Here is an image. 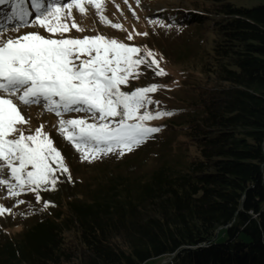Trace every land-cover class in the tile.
I'll return each mask as SVG.
<instances>
[{"label":"trees","instance_id":"trees-1","mask_svg":"<svg viewBox=\"0 0 264 264\" xmlns=\"http://www.w3.org/2000/svg\"><path fill=\"white\" fill-rule=\"evenodd\" d=\"M199 10L214 36L191 59V96L162 124L186 137L176 153L145 169L143 143L125 158L137 162L35 205L0 241V264H143L176 251L168 264H264V2Z\"/></svg>","mask_w":264,"mask_h":264},{"label":"snow or ice","instance_id":"snow-or-ice-1","mask_svg":"<svg viewBox=\"0 0 264 264\" xmlns=\"http://www.w3.org/2000/svg\"><path fill=\"white\" fill-rule=\"evenodd\" d=\"M85 4L94 5L98 12L102 7L100 0H0L4 6L0 17L7 23L19 22L11 30L0 24V177H4L0 185L6 186L10 196L38 193L49 184L54 187L57 169L53 162L68 172L43 126L34 134H25L29 121L21 106L43 103L57 116L85 113L86 118L59 120V132L81 151L84 160L132 151L160 131L145 121L173 114L147 110L148 105L159 103L149 94L160 85L121 91L141 65L158 76L167 75L152 50L141 54L140 48L102 34L68 35L73 29L84 31L73 11L85 13ZM22 27L36 30L21 33ZM36 198L40 199L38 194ZM5 212L11 209L0 205V214Z\"/></svg>","mask_w":264,"mask_h":264},{"label":"rangeland","instance_id":"rangeland-1","mask_svg":"<svg viewBox=\"0 0 264 264\" xmlns=\"http://www.w3.org/2000/svg\"><path fill=\"white\" fill-rule=\"evenodd\" d=\"M233 1L237 5L246 6L264 2V0ZM100 2L102 7L99 12L94 5L89 4H85L86 11L83 14L79 13L78 9L73 11L75 21L84 31L73 29L68 35L83 37L102 34L108 39H116L118 42L140 48L141 54L149 49L152 50L156 55L159 67L163 68L167 75L158 76L152 69L141 65L135 78L130 77L128 83L121 86V91L131 92L137 88L157 84L161 87L149 95L153 101L159 103L148 105L147 110L153 113L157 110L169 112L170 109L180 107L183 99L191 96L189 93L190 82H193L199 75L198 70L191 64V59L201 52L214 36L211 30L212 20L204 21L207 15L199 16V14L197 17L195 13L200 11L199 9H203L205 4H212L213 0H100ZM101 16L104 19H101ZM210 16L207 17L210 18ZM31 19L33 17L29 18V20ZM18 23L12 22L4 25L11 30ZM115 24H120L121 28H115ZM195 24H199V26ZM35 30L32 27H22L20 32ZM9 34L16 35L15 32ZM129 35L132 36L131 40L127 39ZM188 65L192 66L188 68ZM21 108L22 114L29 121L24 126L25 134H34L36 128L43 126L42 131L48 134L53 141V146L60 152L68 172L59 170L58 162H53V167L57 169L55 173L57 183L54 187L49 184L40 188L38 193L26 191L13 197L8 195L6 186L0 185V205L11 209L10 213L0 214V241L7 235H14L25 227L30 218L34 216L32 212L35 205L45 209L48 207L47 204L54 202L59 195L74 194L75 187L73 186L78 182L90 180L91 176L96 173L111 171L117 165L128 167L129 163L137 161L125 158L135 156L139 150L138 147H135L132 151H125L123 155H119L118 152L101 154L97 159L84 160L81 151L59 132V120L86 118L85 113L71 112L57 116L55 112L48 111L43 103L33 104L30 107L21 106ZM143 111L144 109L141 110V113ZM165 118L166 116H162L158 119L145 121V124L160 128V124L162 126L166 122ZM115 119H119V117ZM88 122L92 123L93 121L89 119ZM184 139H186L185 135L179 130H174L171 125L162 126L160 131L144 142L150 147L139 153L141 167L149 168L156 164L162 156L176 153L178 145ZM121 160L126 163L119 162ZM37 194L40 197L39 200L36 198ZM17 201H23V203ZM69 237L71 243L76 241L72 232L69 233ZM174 253L177 251L172 254ZM172 254L154 257L143 264H168L174 258L170 259Z\"/></svg>","mask_w":264,"mask_h":264},{"label":"water","instance_id":"water-1","mask_svg":"<svg viewBox=\"0 0 264 264\" xmlns=\"http://www.w3.org/2000/svg\"><path fill=\"white\" fill-rule=\"evenodd\" d=\"M177 253H174V254H172V256L170 257V259L172 258V257H174V255H176Z\"/></svg>","mask_w":264,"mask_h":264},{"label":"bare ground","instance_id":"bare-ground-1","mask_svg":"<svg viewBox=\"0 0 264 264\" xmlns=\"http://www.w3.org/2000/svg\"><path fill=\"white\" fill-rule=\"evenodd\" d=\"M4 7V6H3Z\"/></svg>","mask_w":264,"mask_h":264}]
</instances>
